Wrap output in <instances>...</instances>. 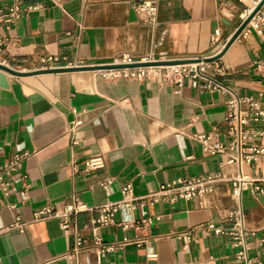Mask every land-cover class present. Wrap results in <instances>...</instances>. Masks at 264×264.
<instances>
[{
    "label": "crops",
    "instance_id": "obj_1",
    "mask_svg": "<svg viewBox=\"0 0 264 264\" xmlns=\"http://www.w3.org/2000/svg\"><path fill=\"white\" fill-rule=\"evenodd\" d=\"M149 1L157 5L154 21L138 11ZM14 4L24 13L10 30L0 24V63L29 75H6V85H0V167L27 156L9 195L0 193V264H242L226 219L237 206L232 180L239 169L227 156L207 153L196 136L229 141L232 95L264 103V66H258L264 65L263 28L260 33L246 27L222 57L205 62L225 49L250 3L0 0V13ZM124 55L203 64L181 84L99 70L48 72L112 65ZM211 82L224 90L208 88ZM249 128L264 133V119L250 120ZM248 147L264 148V136ZM91 158H100L102 167L88 169ZM242 173L251 179L242 193L250 264H264V194L254 189L264 188L255 182L264 180V154ZM215 174L224 179L203 200H147L123 215L144 222L138 229L101 228L106 243H128L103 259L91 250L92 232L85 228L96 212L79 214L73 220L77 231L65 230L60 218L33 221L44 207L62 213L72 196L91 209L120 201L127 185L139 198L180 179ZM17 219L27 223L24 232L12 228ZM211 222L226 233L209 232ZM78 236L85 243L71 258Z\"/></svg>",
    "mask_w": 264,
    "mask_h": 264
},
{
    "label": "built area",
    "instance_id": "obj_2",
    "mask_svg": "<svg viewBox=\"0 0 264 264\" xmlns=\"http://www.w3.org/2000/svg\"><path fill=\"white\" fill-rule=\"evenodd\" d=\"M239 3L246 4L250 3V7L247 8L243 22H245L255 10L259 8L257 13L252 18L251 22L247 27H251L254 30H259L260 33L264 29V0H237ZM38 9V8H36ZM138 11L148 16L151 21L155 20L157 15V5L155 2H144L138 7ZM24 11L19 5L14 4L8 9L7 12L0 13V24H5L7 30H10L11 25L18 21ZM245 31V30H244ZM243 31V32H244ZM5 42L0 39V53H2ZM168 61L165 59H154L146 57L140 61H134L128 55H124L122 58L117 60L113 65H130L136 63H153V62ZM196 70L185 67L184 64L175 65L172 71H167L164 75L163 70L155 80L164 82L170 79H176L177 84H181L186 75L198 73V68L203 64L198 63ZM258 66H264L260 64ZM152 67V66H151ZM148 67H140L130 69L126 72L125 69L120 70V74H114L116 76H123L124 78L136 79L143 81L152 78L151 72L147 71ZM200 72V71H199ZM171 74V75H170ZM208 88L214 91L224 90L220 84L211 82ZM244 107V108H243ZM264 119V103L255 100L252 97L238 98L235 95L231 96L228 101V110L226 118V130L229 136L228 142H221L217 140L213 135H197L196 141L201 143L205 151L211 155H225L228 158V164L234 165L239 169V175L232 180L233 182V194L232 197L236 201L237 206L235 209L230 211L227 215V221L231 224V229L228 231V235L233 239L235 247L239 248L237 254L239 261L242 264H250L249 251H250V232L246 227V216L242 208V193L245 184L251 182L249 176H245L242 173L243 166H250L256 161L258 156L264 154V148H249L248 143L253 138L258 136H264L262 131H254L249 128V121L260 122ZM76 126L72 129H74ZM26 154L17 155L12 161L5 166L0 167V193L9 195L11 179L15 174L20 172L24 167ZM86 167L90 170H97L102 167L100 158H91L86 161ZM224 177L221 175H208L201 176L193 179H180L173 183L163 185L158 191L150 193L145 197H134L132 193V187L127 185L122 188V199L118 202L107 203L105 205L88 209L86 205L77 196H72L70 201L64 207L62 213L54 211L53 207L48 206L37 210L33 215V221H43L50 218H60L63 220V228L69 230L73 228L77 231L78 227L74 225L73 220L81 213L86 211H93L97 213V217L94 218L89 225L85 228L91 230L93 236V248L91 249L99 259H103L108 254L114 252L117 248H122L128 243L121 244H108L104 241L100 234L101 228L115 226L122 231H127L130 228H139L144 222L142 221H131L123 218V215H129L136 207L140 204L144 205L147 200H150L153 204L159 201L175 202L178 199H184L187 201L204 197L211 193L213 186ZM261 182L263 181H255ZM256 192L264 194V188L257 185L254 187ZM201 206L205 207V202H201ZM151 223V220H148ZM27 223H21L20 219H17L16 223L12 228H17L21 232L26 229ZM207 230L217 235L225 234L226 232L216 223L211 222L207 226ZM85 240L78 236L75 240L73 252L71 258H77L78 254L82 252V247Z\"/></svg>",
    "mask_w": 264,
    "mask_h": 264
},
{
    "label": "water",
    "instance_id": "obj_3",
    "mask_svg": "<svg viewBox=\"0 0 264 264\" xmlns=\"http://www.w3.org/2000/svg\"><path fill=\"white\" fill-rule=\"evenodd\" d=\"M257 10L254 11V13L245 21L243 24L239 27V29L236 31L234 36L231 38L225 49L218 54L215 57H211L208 59H205V62H213L218 60L220 57L223 56V54L226 52V50L231 46V44L240 36V34L246 29V27L251 22L254 15L257 13ZM184 62H188L186 60H177V61H159V62H153V63H136V64H130V65H101V66H95V67H75V68H67V69H57L52 70L48 72L53 73H61V72H79V71H89V70H123V69H134V68H140V67H151V66H160V65H179ZM0 70L7 72L8 74L15 76V77H24L29 75L28 73H21L18 71L13 70L12 68L3 65L0 63ZM37 74V73H33Z\"/></svg>",
    "mask_w": 264,
    "mask_h": 264
},
{
    "label": "bare ground",
    "instance_id": "obj_4",
    "mask_svg": "<svg viewBox=\"0 0 264 264\" xmlns=\"http://www.w3.org/2000/svg\"><path fill=\"white\" fill-rule=\"evenodd\" d=\"M198 65L199 64H197V63L184 64L185 67L192 68L193 70H196ZM174 67H176V66L175 65H160V66L148 67L146 70L151 72V74H154L155 76H160V74L163 70L172 71ZM125 70H126V72H128L130 69H125ZM104 72H112L111 73L112 75L121 73L120 70H106ZM6 75H10V74H8L5 71L0 70V85H6ZM10 76H12V75H10Z\"/></svg>",
    "mask_w": 264,
    "mask_h": 264
},
{
    "label": "rangeland",
    "instance_id": "obj_5",
    "mask_svg": "<svg viewBox=\"0 0 264 264\" xmlns=\"http://www.w3.org/2000/svg\"><path fill=\"white\" fill-rule=\"evenodd\" d=\"M186 61H188V62H184V63H182V64H192V63H201L202 62V60L201 59H187ZM115 70V69H114ZM99 71H106V70H99ZM168 70H165L164 72H163V75L167 72ZM171 75V74H170ZM158 76H155L154 74H152V78H157Z\"/></svg>",
    "mask_w": 264,
    "mask_h": 264
}]
</instances>
